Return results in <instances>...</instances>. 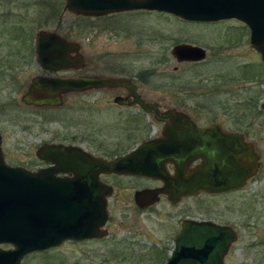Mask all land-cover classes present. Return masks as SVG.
<instances>
[{
  "label": "rangeland",
  "instance_id": "1",
  "mask_svg": "<svg viewBox=\"0 0 264 264\" xmlns=\"http://www.w3.org/2000/svg\"><path fill=\"white\" fill-rule=\"evenodd\" d=\"M65 6L66 0H0V132L7 163L36 171L43 166L38 149L56 141L110 159L130 152L157 130L151 122L143 134H129L134 111L114 103L115 96L124 94L120 90L84 94L90 98L67 93L58 109L23 102L32 79L46 74L36 62L37 33L58 30L79 45L73 54L81 55L85 66L49 76L132 78L145 97L192 113L202 127L218 123L225 131L245 134L256 148L260 167L236 192L201 193L176 204L160 196L146 211L134 205L138 185L122 180L127 188L115 192L109 243L68 245L49 256H35L29 264H165L160 247L154 245L147 256L141 244L166 243L170 254L171 237L186 219L234 229L238 239L225 264H264V61L250 44V30L234 20L188 23L148 12L78 16L65 12ZM178 45L200 47L207 57L198 63L178 62L173 55Z\"/></svg>",
  "mask_w": 264,
  "mask_h": 264
},
{
  "label": "water",
  "instance_id": "2",
  "mask_svg": "<svg viewBox=\"0 0 264 264\" xmlns=\"http://www.w3.org/2000/svg\"><path fill=\"white\" fill-rule=\"evenodd\" d=\"M139 10L167 13L188 22L238 20L250 29L251 46L264 60V0H66L64 9L89 17ZM35 48L37 61L48 75L83 62L81 55L70 56L79 45L67 42L57 32H39ZM173 55L178 62H201L207 57L204 49L191 45L176 46ZM105 87L127 88L135 99L117 97L115 102L138 104L145 112H153L157 120L167 123L163 134L171 137V142H147L112 161L95 158L77 147L45 144L37 151V158L51 166L32 172L6 162L0 133V245L14 247L0 249V264H20L28 254L57 246L64 238H97L98 230L107 222L106 199L111 194L97 180L102 174L161 180L162 188L136 195L141 209L155 205L161 195L176 204L201 193L238 191L257 174L260 157L254 144L239 134L225 132L218 123L200 128L183 113L160 112L157 104L140 100L127 79L36 77L22 100L28 106H60L69 92ZM197 160L201 164L190 168ZM168 162L174 165V176L166 168ZM59 173L78 178L72 182L55 180ZM78 185L84 187L83 194H76ZM237 239L231 227L184 221L183 232L165 264H225Z\"/></svg>",
  "mask_w": 264,
  "mask_h": 264
},
{
  "label": "flooded vegetation",
  "instance_id": "3",
  "mask_svg": "<svg viewBox=\"0 0 264 264\" xmlns=\"http://www.w3.org/2000/svg\"><path fill=\"white\" fill-rule=\"evenodd\" d=\"M72 56L73 57H77V56H79V54H72ZM84 66H85V62H82V64L79 67H84ZM77 67L78 66H76L75 64H73L69 70L76 69ZM69 70H67V71H69ZM93 76H98V75H93ZM93 76L86 75V74H77V75H67V76H64L62 78H75V77H77V78H89V77H93ZM101 77H104V76H101ZM126 78H129V77H126ZM129 79H131L135 83V81L132 78H129ZM135 85H136V91L139 94V99L142 100L144 103H146V104H157L158 105V109L161 112H163V113L168 112V111H172V110H176L178 113L186 114V115L190 116L191 119L194 122H196L199 127H202L199 124V122L196 120V118H194L191 115L192 113H189L186 110L179 109V108H176V107L165 108L163 106L162 102H160L158 100H150L147 97H145L141 93V91H139V86L136 83H135ZM115 90L124 91V94H122V95L121 94H118L117 96H115V98L118 97V96H123L124 98H129V100H131V101L134 100V97H130L128 95V91L126 89L119 88V89H115ZM95 91H99V90L93 89V90H90V91H87V92H70L69 94L83 95L84 98H90L89 95H84V94H88L90 92H95ZM69 94H66V95H64L62 97L63 103L60 106H56V107L55 106H44L43 108H50V109H54V108L55 109H58V108H61L64 105L65 98ZM93 96L94 95H92V97ZM115 98H114V103H115ZM117 107L118 108H121L123 110H126V111H129V110L130 111L131 110L134 111L133 113H131V116H130V118L132 119V122H133V129L131 130V132L129 134H135V135L136 134H143L144 130L147 129L148 124H151V122L153 124H156L157 125V130L155 131V133L153 135L149 136V137H144L143 140H140L138 142L139 144H137L136 147H134L133 149H131L130 152H132L133 150L141 147L144 143L151 142V141H164L165 144H167V142H171L172 138L171 137H166L163 134L164 129H165V126L167 125V123L166 122H161V121L157 120L154 113H145L141 109L140 106H120V105H117ZM146 120H147V122H146ZM204 127H206V126H204ZM227 132L233 133V134H239V135L244 136V141L245 142H248V140H249L245 134L238 133V132H233V131H227ZM45 144H47V143H44L43 145H45ZM50 144H57V145H60L61 144V145L73 146V147L80 148V149H82L84 151H87V149H84V148L80 147V145H74V144H71L70 142H67V141H56V142H53V143H50ZM43 145H41V146H43ZM130 152H128V153H130ZM128 153H125L123 155H118V156H115L114 158H110V159L105 158V160L111 161V160H114L115 158H117L119 156H124V155H126ZM95 158H101V157H95ZM102 159H104V158H102ZM200 163H201V161H195V162L192 163V166L191 167H195V166L199 165ZM47 167H49L48 164L43 163V166L41 168H47ZM166 168H167V170L169 171V173L171 175H174L175 170H174V165L172 163H169L168 162L166 164ZM77 178L78 177H76L74 175H65V174L54 176V179L55 180H60V181H63V182H72L74 180H77ZM97 180H99L103 185L106 186L104 188H107V189H110L111 190V194L107 198V217H108L107 218V222H106V224L103 227H101L98 230V237L97 238H91V239L90 238H86V237H84V238H76V239H67V238H64L61 242H59L60 244L57 245V246H54V247H52L50 249H47V250H44V251H40V252L28 254L27 256H25L22 259V261H21L20 264H29L30 263V260H32V258H34L35 256H49L51 253L53 254L57 250H62L64 248H66L68 245H72V244H82V245H84V244H88V243H109L110 240H111V238L114 235L113 226H114V222H115L114 215L116 213V209L114 208V205H113V199H114V197L116 195L115 192L121 186L123 188L126 187V185L121 184L120 181H122V180H131V181H133L135 183V185H138V187L135 188L134 191H133V201H134V205H136V206H137V203H136V195L139 192H142V191H145V190L159 189V188H162L163 187V182L162 181L155 180V179H151V178H148V177H145V176H129V175H116V174H103V175L98 176V179ZM78 187H79V191L76 194H83V188L84 187L83 186H80V185L76 186V188H78ZM161 200H165V202H170L167 199V197H164V196L161 197ZM76 204L80 205L81 202H77ZM149 209H146V210H149ZM146 210H142V211H146ZM120 212L121 213H124V214H127L128 213L127 212V209H125V208H121L120 209ZM189 220H193V221H197V222L207 221V220H203V219L202 220H200V219H189ZM184 221L185 220H182V222L178 225L179 230L176 233H174L172 235V237H171V240H172V243H173V249H174V246H175L176 238L183 231V222ZM208 221H210V220H208ZM219 225H223V224H219ZM73 226L76 227V228L80 227L79 224H74ZM223 226H229V225H223ZM157 243H159V242H157ZM164 244L166 246H163ZM154 245H157L158 247H160L159 250H162L161 251L162 257L165 258L166 260H168L169 257H170V255H171V252L172 251L169 254V249L170 248L168 247V245L166 243L156 244V243H153V241L151 243H149L148 240L147 241H144V243L141 244V247L143 248L144 252H141V253H144L145 255L148 256L147 251L149 249H152ZM0 249L5 250V251L6 250L8 251V250H13L14 247L11 246V245H8V244H3V245H0ZM85 255L88 256V252H85ZM51 256H53V255H51ZM226 257H225V259H226Z\"/></svg>",
  "mask_w": 264,
  "mask_h": 264
}]
</instances>
